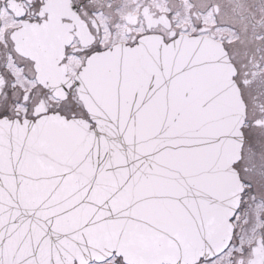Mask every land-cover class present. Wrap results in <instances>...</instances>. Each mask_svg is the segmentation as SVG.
I'll list each match as a JSON object with an SVG mask.
<instances>
[{"label": "snow or ice", "instance_id": "snow-or-ice-1", "mask_svg": "<svg viewBox=\"0 0 264 264\" xmlns=\"http://www.w3.org/2000/svg\"><path fill=\"white\" fill-rule=\"evenodd\" d=\"M0 264H264V0H0Z\"/></svg>", "mask_w": 264, "mask_h": 264}]
</instances>
